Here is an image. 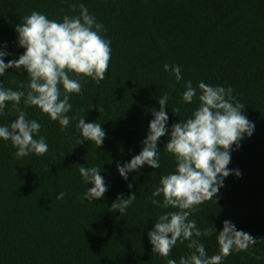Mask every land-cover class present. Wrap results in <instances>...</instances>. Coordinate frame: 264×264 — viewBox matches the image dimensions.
I'll return each mask as SVG.
<instances>
[{"label":"trees","instance_id":"16d2710c","mask_svg":"<svg viewBox=\"0 0 264 264\" xmlns=\"http://www.w3.org/2000/svg\"><path fill=\"white\" fill-rule=\"evenodd\" d=\"M73 4H84L104 25L101 35L111 41L108 70L99 83L81 78V93L70 95L66 129L35 107L24 109L28 119L41 124L38 136L49 146L43 156L17 158L11 142L0 139V264H167V259L179 264L190 252L187 241H178L164 258L152 253L147 233L162 212L173 210L153 205L151 194L159 177L174 171L173 158L163 148L171 126L198 103L194 97L191 104H181L188 80L194 88L201 81L231 88L255 125L231 152L228 168L239 170L240 177H226L215 200L199 205L189 219L201 231L213 226L215 233L228 220L257 240L222 264H264V0H0L5 62L24 52L15 31L23 17L37 11L60 22L65 15H79ZM165 64L180 67L179 83L164 71ZM21 83L26 91L23 69L8 68L0 76L4 88L17 90ZM165 94L169 133L158 141L161 167L144 166L125 180L116 165L140 152L152 109L159 110L157 101ZM174 106L181 108L178 116ZM11 107L0 116V126L15 120ZM82 116L86 123H101L106 133L101 147L87 141L77 145ZM81 165L101 166L108 186L102 199H81L92 187L80 176ZM60 192L65 196L56 199ZM133 192L137 198L123 214L110 211L118 196ZM199 240L209 256L218 254L215 234ZM253 250L256 255H249Z\"/></svg>","mask_w":264,"mask_h":264},{"label":"clouds","instance_id":"9594fccd","mask_svg":"<svg viewBox=\"0 0 264 264\" xmlns=\"http://www.w3.org/2000/svg\"><path fill=\"white\" fill-rule=\"evenodd\" d=\"M70 7L73 11L78 7L79 15H65L60 22L37 11L23 17L22 23L15 25L18 46L24 49L17 59L5 62L7 53L0 50V76L6 69L13 68L23 69L28 78L26 91L22 90L25 88L23 83L17 90L0 85V116L5 114L9 103L12 105L9 112L16 113L13 122L0 126V139L11 142L17 158L30 153L43 156L49 147L46 138L38 136L41 124L28 119L24 109L35 107L42 115L57 121L62 130L66 129L71 120L67 115L72 109L70 95L81 93V78H90L97 83L105 79L111 59V41L101 35L106 29L96 22L84 4ZM164 71H171L177 83L182 80L178 65L165 64ZM184 88L181 104H191L194 97L198 103L189 116L171 126L163 148L173 158L174 171L161 175L151 194L153 205L173 210L162 212L147 235L152 253L164 258L169 257L178 241L181 244L187 241L190 252L179 258V264H222L234 251H249L257 240L237 230L228 220L223 221L222 230L215 233L213 226L201 231L196 221L189 217L202 203L215 200L226 177H240L239 170L228 168L231 152L234 145L238 150L240 141L253 134L255 125L244 115L245 106L236 100L231 88L212 86L203 81L194 88L191 80L184 83ZM168 99L167 94L163 95L157 101L159 110L152 109L153 119L149 121L145 139L140 141V152L126 163H117L121 178L127 180L128 173L144 166L153 170L161 167L158 141L169 133ZM171 111L178 116L181 108L174 106ZM76 128L80 137L76 138L77 145L85 141L97 148L103 145L106 133L101 123H86L82 116ZM101 171V166H80L83 181L92 185L82 194V200L94 202L104 197L108 186ZM64 196L65 193L60 192L55 198L63 199ZM136 198L135 192L126 198L118 196L109 206L110 211L123 214ZM213 234L218 254L209 256L199 237ZM249 255L255 256V251ZM167 264H177V261L167 259Z\"/></svg>","mask_w":264,"mask_h":264}]
</instances>
